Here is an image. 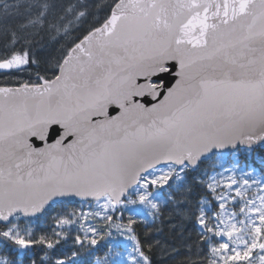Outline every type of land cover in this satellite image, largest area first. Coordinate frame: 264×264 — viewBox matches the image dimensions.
<instances>
[{"label": "snow or ice", "instance_id": "obj_1", "mask_svg": "<svg viewBox=\"0 0 264 264\" xmlns=\"http://www.w3.org/2000/svg\"><path fill=\"white\" fill-rule=\"evenodd\" d=\"M254 145L264 0H0V264H264Z\"/></svg>", "mask_w": 264, "mask_h": 264}, {"label": "trees", "instance_id": "obj_2", "mask_svg": "<svg viewBox=\"0 0 264 264\" xmlns=\"http://www.w3.org/2000/svg\"><path fill=\"white\" fill-rule=\"evenodd\" d=\"M261 157H264V147L256 148L255 153L252 156L247 157V161L250 163H255V165L257 167H259ZM240 159L244 160L245 156L243 154H241ZM204 168H207V164H204L201 166V170H203ZM81 206H84L85 211L87 210V207L84 205V202L80 203V204L72 202L71 204L67 205V210L71 211L73 209H78ZM58 212H59V208L57 209L56 212H51L47 216H42L39 221H36L35 219H33V222L35 224H38V226H39L36 229L35 234L36 235H41V234L51 235V230L56 227L54 219L52 217H54L56 214H58ZM164 215H165V217H167V215H168L167 210H165ZM127 216H128V213L125 212L124 217H117V215H116V216H114V220H119V221L126 223L127 222ZM135 227H136L137 233L140 235L141 239H143L145 236L144 224L138 220V223ZM186 235L191 236L193 239H195L196 232H195L194 224L189 226V232ZM151 238L157 239V240L164 242V243H167V244H172V243L179 244L180 243V241L169 230L166 221H165V224L163 226V231L159 232V233H152ZM103 245H104L103 243H100L99 245H97L95 247L98 249H101V251H103ZM61 246H63V248L66 250L70 245L65 244L64 241H61V245H58L57 247L60 248ZM74 247L78 248L79 246H74ZM42 254L43 253L41 251V247L36 246L34 252L31 254L32 258L36 260V264H40ZM0 255H7V253H4L2 250H0ZM78 259L82 260L83 264H94V258L90 257L88 255V252L84 251V250L81 251L80 257ZM153 259H154V264H160V254L156 253L155 249H154ZM23 260H24V264H28V257H23Z\"/></svg>", "mask_w": 264, "mask_h": 264}, {"label": "rangeland", "instance_id": "obj_3", "mask_svg": "<svg viewBox=\"0 0 264 264\" xmlns=\"http://www.w3.org/2000/svg\"><path fill=\"white\" fill-rule=\"evenodd\" d=\"M26 76H27V74H24V75H23V78H26ZM118 216H119V214H118ZM94 223H96V222L94 221ZM98 227H103V224H102V223L98 224ZM113 235H114V236L116 235L115 232H113ZM108 239H109V238H108L107 236H105V240L100 241V243L105 244V242H106ZM98 245H99V244H98ZM96 246H97V245H96Z\"/></svg>", "mask_w": 264, "mask_h": 264}, {"label": "water", "instance_id": "obj_4", "mask_svg": "<svg viewBox=\"0 0 264 264\" xmlns=\"http://www.w3.org/2000/svg\"><path fill=\"white\" fill-rule=\"evenodd\" d=\"M259 145H254L253 147L256 148L258 147ZM72 199V202H82V200L80 198H70Z\"/></svg>", "mask_w": 264, "mask_h": 264}]
</instances>
